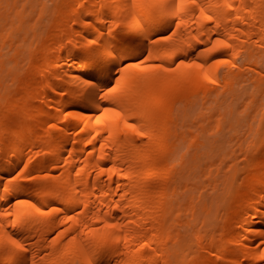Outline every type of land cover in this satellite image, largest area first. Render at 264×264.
<instances>
[{"label": "bare ground", "instance_id": "bare-ground-1", "mask_svg": "<svg viewBox=\"0 0 264 264\" xmlns=\"http://www.w3.org/2000/svg\"><path fill=\"white\" fill-rule=\"evenodd\" d=\"M18 1L0 0V264H259L264 156L232 197L230 172L221 184L217 176L209 183L224 194L212 188L216 194L193 195L190 170L198 168V153L220 139L213 135L224 130L223 107L185 130L173 106L195 96L220 107L236 96L246 65L263 67L256 52L264 48V0H197L195 6L165 0L175 5L166 19L182 21L167 39L158 35L167 24L142 23L127 10L130 0H57L48 42L25 53L34 67L6 83L3 72L17 67L25 51L35 0ZM38 21L30 26L35 35ZM138 57L140 66H132ZM178 57L203 67L177 66ZM152 64L175 71H142ZM255 72L251 98L262 99L264 114V69ZM105 107L120 116L105 114ZM258 125H248L244 137L264 142ZM218 194L231 197L225 207L232 208L220 233L208 235ZM203 197L210 207L200 206ZM201 211L206 220L194 243Z\"/></svg>", "mask_w": 264, "mask_h": 264}, {"label": "rangeland", "instance_id": "rangeland-1", "mask_svg": "<svg viewBox=\"0 0 264 264\" xmlns=\"http://www.w3.org/2000/svg\"><path fill=\"white\" fill-rule=\"evenodd\" d=\"M21 1L22 0H19L18 3L20 4ZM37 1L39 0H35L34 2H32L33 12H31L30 15L32 16L34 14V16L32 17L29 16V21L27 22V25H26L29 28L30 32L28 31L29 35L24 41L25 51L22 52V56H20L19 58L18 66L11 67V70H5V75H4V72L2 74L4 76L3 78L5 82L7 81L6 83H11L12 79L21 78L22 76H24L26 71L31 70L34 67L36 61L28 62L29 60L27 61L25 57V53L28 48H37L40 46V44L42 43L46 44V42H48L47 37L51 33L50 22L51 20L55 19L54 8H55L57 0H41V2L39 1L40 4L36 3ZM69 9H70V6L68 7V10ZM37 19L39 21L37 24V28L35 29V33H37L35 35L33 33V30L32 31L30 30V26L32 25V21L37 20ZM256 54H257L256 57L260 59L263 65L261 63L260 64L263 67H260V65H258L259 67H256L253 65H246L243 68L242 76L238 83V87L236 86L237 90L239 89L238 91L236 90L239 96H237L236 94L237 97L236 96L229 97L228 100L225 101L224 104L221 105L220 107H217L216 103L214 102L213 104L209 103L210 101L203 103V101L200 100L199 98H198L199 99L198 100L199 102H198L196 101V99L194 100L195 96L189 97L188 100H186L187 102L183 100L182 102L174 103L173 110L176 113L177 121L182 126V128L185 130H194V129H197V127H200L199 125L201 124V120H202L200 119V117L203 115L204 112L205 113L209 112L213 110L212 108H214L215 111L214 110L213 111L216 112V109L218 111L219 108L223 107L221 108V110H219L221 112L218 111V113H220V115L223 116L225 119V121L223 119V122H222V124L224 125V130H223L224 132L222 130L220 131L222 133V135L219 133L220 137L219 135L217 136V134L216 136L213 135V138L214 139L216 138V140L220 138L218 142L216 141L217 144L214 142L216 145L213 143L215 146L212 144L213 141L210 143L211 145L214 146V147L212 146L213 148L209 147V149H207L205 147L209 145L207 142L206 143L208 145H204V148H206L208 151L204 148H200L198 152H201V150H202V153H204V150H206L207 152L205 151L206 154H203V156L201 157H198L201 155V153H198L199 155H197V159H196L198 161L196 162V164L198 163V168L193 169V167L191 166L192 169L190 171L192 170L195 171L196 169L195 172L192 171L193 175L189 174L188 172V174L190 175L189 178L193 176L191 177L192 181L191 179L189 181H191L190 186L194 190V191L192 190L190 191L191 193L193 192L192 194L195 196L199 194L201 197L200 193L202 191H206L205 193L206 195L203 193V196L209 195L208 193H210V190L213 188V187L210 188L211 186L209 184L210 181L212 182L213 178L215 179V177L217 176V179L215 180L220 181L218 183L221 184L223 179L227 177L225 175L228 174L229 176V172H230L229 178L230 179L232 178L231 179L232 181H233V178H235L234 183L232 181H231L232 183L230 182V184H232L231 186L229 185L230 190L228 189L232 197V192L234 194V192L237 189H239L238 185L240 187L243 186L244 181L247 180L252 174L253 167L257 166L258 164L257 159L259 157L264 156V142H261L251 136L247 138L244 137L246 134L248 125L250 124L255 126L257 125V123H259L260 126L259 125L258 126L260 127L259 129H261L260 133H264V114H262V111H263L262 99H260V97L251 98L252 94H254L253 92L255 91V88L253 89L252 85L250 86V84L253 83L252 82L253 78L256 75L255 69H264V48L263 47L259 48ZM14 87H15L14 85L11 86L12 89ZM233 124H235V126L237 125L238 128L235 127L237 129H239L240 127L241 130L239 129L240 132H238V134L233 133L234 132L233 130L231 131V126ZM223 125H222V128H223ZM210 140L212 139L210 138ZM241 142L243 143L241 144ZM256 143H257V148H253V147L250 148L251 145L256 144ZM193 165H195V162L193 163ZM209 170H211V173L207 172ZM207 184H209V186H205ZM216 187H217L216 189L214 188L213 189L218 191L217 193L221 192L222 190L220 189L221 187L218 188V185ZM212 190H211V193L213 192ZM213 194H216V192H213ZM219 194L216 195L217 201H215V204L213 203L214 206L213 207L211 206L212 208H215L213 209L214 212L212 211V213L209 215V218L207 216L208 221H206V223L208 222V224L205 228V231L208 235H211L214 233H220L222 226H223L224 219L230 213V210L232 208L230 207L231 197L227 199V197L223 198ZM222 194H224L223 190H222ZM186 195H189L188 192H186ZM222 196H229L228 192ZM209 197L207 198L203 197L204 201L202 200H200L201 202L199 201L201 207L205 204H208L206 206L210 207L211 197L210 198ZM220 197L223 199L221 200ZM208 198L210 199V201ZM184 199H185V195L183 196V200ZM206 199H208L209 202ZM218 199L220 200L221 203H219ZM214 200L215 199H213L212 202ZM225 204H230V206L228 205L227 206L228 208H227L225 207ZM212 208L211 209L209 208V209L212 210ZM202 213L204 215V212L202 211L199 212L200 216H199L198 225L195 227L196 232L194 233L193 238L190 239L194 243L196 240L195 235L198 232V228L201 227L206 220V217H204L206 215L202 216ZM196 253L197 255H200V256L203 254L201 250H196ZM224 260L225 259L222 257L219 258L220 262H224Z\"/></svg>", "mask_w": 264, "mask_h": 264}, {"label": "snow or ice", "instance_id": "snow-or-ice-1", "mask_svg": "<svg viewBox=\"0 0 264 264\" xmlns=\"http://www.w3.org/2000/svg\"><path fill=\"white\" fill-rule=\"evenodd\" d=\"M184 2H187L193 6L196 5L197 0H180V3L183 4ZM175 5H170L168 3L165 2V0H130V3L126 5L127 10L129 11V13L133 16L139 17L141 22L144 23L146 21H152V20H160L161 24L160 26L163 27L164 24H167V29L165 32L163 33H158V35H160V37L162 39H167L168 37V33L172 32L173 28L172 25H175L176 28H180L181 27V23L182 21H178V20H167L166 19V13L168 12V10L170 8H174ZM208 20H211V16H207L205 17ZM117 27H119V25H117ZM90 44H94L95 41L90 40L89 41ZM217 44L221 45L223 48H227L228 45L226 43H224L222 40H217L216 41ZM216 48L212 47V48H208L207 51L209 52H213L215 51ZM141 58H137V61L135 63H133L132 66L134 67H139V61ZM177 66H179L180 64H184L186 67L189 68H197V69H202V65L196 62H192V63H188L186 60L181 59V58H177ZM215 64L219 65L222 63H227L226 60H220L217 59L214 61ZM113 67H117L116 65H113ZM163 71L165 73H171L173 71H175L174 68H172L171 66H162L160 64H152L148 67H145L142 69V71ZM204 80H209V77L207 75H205L203 77ZM210 83H214V81H209ZM117 91V89L115 87H109V92L110 93H115ZM101 99H105V96H101ZM105 114L111 113L112 116L115 117H119L120 113L118 111L113 110L112 108H108L105 107L104 109ZM101 122V116H97V120L96 123L99 124ZM126 127L132 129L133 131H135V128L133 126V124L129 123L126 125ZM137 135L139 136H143L145 135V133L143 132H137ZM9 179H15V177H10ZM28 180H34L35 178L32 176H28L27 177ZM3 185V181L0 180V186ZM5 191H7V189H5ZM37 211H40V209H37ZM53 211H60V208H54ZM73 211H76L75 209H73ZM69 219H71V216L69 215L68 217ZM106 228H115L116 225L115 224H106L105 225ZM13 243H15V241H13ZM17 248H22L21 245L16 244ZM26 251V249H24ZM259 264H264V257H262L259 260Z\"/></svg>", "mask_w": 264, "mask_h": 264}]
</instances>
